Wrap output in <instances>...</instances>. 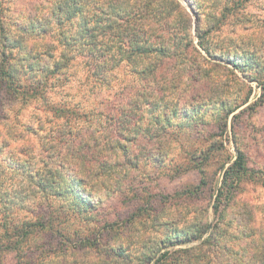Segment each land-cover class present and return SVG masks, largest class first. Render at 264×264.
Instances as JSON below:
<instances>
[{"label": "trees", "instance_id": "trees-1", "mask_svg": "<svg viewBox=\"0 0 264 264\" xmlns=\"http://www.w3.org/2000/svg\"><path fill=\"white\" fill-rule=\"evenodd\" d=\"M183 1L32 0L16 9L0 0V102L11 100L39 110L31 112L20 131L0 129V264L3 255L20 257L37 234L54 231L63 207L74 216L85 214L91 219L122 188L131 169V147L141 136L161 138L179 113L188 117L191 110L208 111V101L193 96L180 101L184 78L194 85L210 81L215 74L241 82L236 72L249 81L258 79L247 73L249 59L243 60L247 65L237 63L231 49L213 41L235 10L230 2L236 0H211L205 9H201L203 0ZM123 63L138 77L140 88L118 106L111 134L104 136L97 127L86 134L72 126V118L80 113L53 101L57 89L78 65L98 87L111 88L114 71ZM216 103L219 125L227 128L230 117L236 120L248 99L239 103L225 98ZM91 113L84 114L85 121ZM47 124L53 127L47 129ZM36 141L45 154H32ZM7 173L22 177V187L13 192V186H6ZM260 175L263 180L264 174ZM254 178L238 149L223 171L213 207L218 220L209 235L205 237L209 225L198 224L192 231L178 233L177 240L169 238L156 251L143 252L134 264H160L187 253L191 254L187 264H264L260 205L236 196L240 184ZM225 199L236 207L244 231L224 243L223 237L234 227L232 219H222L226 214L220 205ZM30 203L37 204L31 219L10 218L17 204L26 209ZM201 240L199 247L163 251ZM206 245L210 249H203ZM113 254L122 257L123 252L113 248Z\"/></svg>", "mask_w": 264, "mask_h": 264}, {"label": "rangeland", "instance_id": "rangeland-1", "mask_svg": "<svg viewBox=\"0 0 264 264\" xmlns=\"http://www.w3.org/2000/svg\"><path fill=\"white\" fill-rule=\"evenodd\" d=\"M6 1L16 9L32 2ZM210 3L211 0H203L201 9ZM230 3L235 10L213 41L218 47L231 49L237 63L249 59L247 73L258 79L249 81L236 72L241 82L215 74L210 81L203 79L194 85L184 78L186 85L179 90L180 101L185 102L192 96L199 102L208 101L210 106H205L208 111L198 112L196 109L194 113L191 110L188 117L179 113L161 138L141 136L131 147V169L122 188L115 191L103 207L91 215V219L85 214L74 216L63 207L54 231L37 234L38 238L28 243L20 257L15 253L3 255V264H134L143 252L156 251L169 238L177 240L178 233L192 231L198 224L209 225L207 237L218 220L213 207L222 185L223 171L233 163L238 149L244 153L255 178L241 183L236 196L238 200L246 199L260 205L264 220V179L261 180L260 175L264 174V0ZM87 75L83 65H78L52 99L68 104L80 113L79 118H72L71 122L72 126L81 128L80 131L89 134L97 127L104 136L110 135L118 106L140 88L138 77L131 73L126 63L114 71L111 88L107 85L98 87ZM225 98L236 99L239 103L248 99V103L237 111H241L238 118L232 121L230 117L227 128L219 125L214 110L216 101ZM33 111L39 110L5 99L0 102V129L12 127L20 131ZM90 111L92 113L85 121L84 114ZM46 114L48 112L42 115ZM3 123L8 124L4 126ZM46 127L49 129L53 124ZM39 143H34L33 155L43 153ZM199 167L204 171L200 172ZM9 175L7 173L3 179L6 186H13L10 189L14 192L22 187V177ZM35 206L37 204L30 203L29 208L24 209L17 204L10 212V218L29 220ZM220 209L226 214L222 217L224 222L233 221L234 227L229 228L225 237L222 236V242H231L235 234L244 231L243 222L231 200L225 199ZM201 244L202 240L163 251L199 247ZM113 248L116 252L122 250V257L113 254ZM204 248L210 249L209 245ZM198 254V251L193 252L194 256ZM190 255L171 257L160 264H187Z\"/></svg>", "mask_w": 264, "mask_h": 264}]
</instances>
